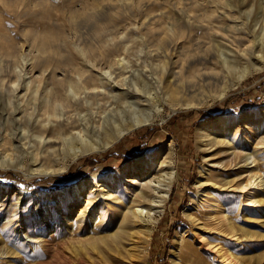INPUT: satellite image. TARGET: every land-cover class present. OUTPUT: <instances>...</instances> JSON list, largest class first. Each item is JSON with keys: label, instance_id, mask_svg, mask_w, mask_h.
<instances>
[{"label": "rangeland", "instance_id": "obj_1", "mask_svg": "<svg viewBox=\"0 0 264 264\" xmlns=\"http://www.w3.org/2000/svg\"><path fill=\"white\" fill-rule=\"evenodd\" d=\"M212 8L201 0H0V106L1 100L12 98L14 87L20 86L26 77L39 84L40 93L51 77L55 90L62 92L61 85L84 65L79 50H87L86 56L101 60V54L120 44L118 38L124 32L130 34L129 42L135 51L167 45L174 49L176 57L186 58V54H191L201 58V30H208L201 26V18ZM172 31L181 36L178 43L175 38L168 40L166 34ZM252 40L251 34L243 40V45H249ZM254 63L253 73H256L236 86L230 82L244 69L243 64L229 75L230 79L218 86L205 87L207 97L202 106L177 111L167 107L163 123L142 126L105 151L72 161L65 173L31 175L27 173L29 161L21 169L12 161L4 162L0 155V264H132L119 252H109L105 247H102L103 255L71 248L81 238L103 237L106 227L102 219L100 230L85 233L86 236L83 231L66 240H52L51 233L59 237L72 220L77 219L78 226L81 224L85 230L93 215V210L83 212L84 201L77 203L70 200L69 194L60 192L95 173L110 175L169 141L173 142L175 151L176 180L154 230L148 255L141 264L179 262L180 244L176 238L181 230H190L186 237H191L192 222L188 214L196 211L191 209L201 190L199 180L208 157L235 165L223 171L221 178L236 179V185L218 191L226 207L225 215L238 232L230 242H224V247L242 264H264V186L248 181L251 173L247 170L251 168H243L244 156L252 153L258 162L253 173L264 179V48ZM228 82L230 88L222 96L221 89ZM221 117L234 120L230 139L237 148L218 145L208 153L198 143L197 128ZM2 145L4 142L0 140V154L1 147H5ZM8 173L12 176H7ZM245 185L246 193L255 190L256 199L263 201H248V196L240 190ZM118 204L99 202L108 216L116 212ZM211 216L214 214L207 217ZM50 225L53 232H47ZM210 240L213 244L220 241L214 236ZM214 256L201 254L199 263L222 264Z\"/></svg>", "mask_w": 264, "mask_h": 264}, {"label": "bare ground", "instance_id": "obj_2", "mask_svg": "<svg viewBox=\"0 0 264 264\" xmlns=\"http://www.w3.org/2000/svg\"><path fill=\"white\" fill-rule=\"evenodd\" d=\"M201 3L213 7L201 18V26L208 29L201 30V58L191 54H186V58L176 57L174 49L167 45L135 51L129 42L130 34L124 32L118 38L120 44L101 54V60L86 56L87 50H79L84 56V65L61 85L62 92L55 90L51 77L45 81L43 93L38 91L39 84L32 78L23 79L20 86L14 87L12 98L1 100L3 161H12L21 169L29 161L27 173L31 175L65 173L72 161L105 151L142 126L163 123L167 107L177 111L205 103V87L223 83L239 64L245 65L244 69L230 83L236 86L243 82L253 73L254 61L261 57L264 48V0H201ZM251 34L254 40L244 46L243 40ZM166 35L169 41L175 38L178 43L181 39L175 31ZM109 40L114 41V37ZM229 88L228 82L221 89V95ZM233 124L234 120L229 117L200 124L197 128L200 147L208 153L218 145L236 149L230 139ZM253 130L258 133L257 129ZM174 155L173 142L169 141L110 175L95 173L64 188L60 193L69 194L70 200L77 203L84 201L83 212L93 210V215L85 230L81 224L78 226L76 219L68 223L59 237L51 233L50 238L66 240L83 231L86 236L85 233L98 230L103 224L106 227L103 237L81 238L71 248L103 255L102 247H105L109 252H119L132 264H141L148 255L154 230L176 180ZM244 157L243 168H251L247 170L251 173L248 181L264 186V179L253 173L257 159L252 153ZM234 166L213 157L206 158L199 180L201 190L191 209L196 211L188 214L192 222L191 237H186L190 230H181L176 238L180 244L177 264H201L199 260L204 253L214 254L212 258L216 257L222 264H242L223 245L238 232L234 222L225 215L226 207L218 194L225 186L230 189L236 185V179L221 178L223 171ZM245 187L240 190L248 196V201H263L256 199L255 190L246 193ZM101 200L110 206L119 203L116 212L108 216L99 206ZM208 214L214 216L207 217ZM101 219L104 222L100 225ZM53 231L50 225L47 232ZM211 236L220 241L213 244Z\"/></svg>", "mask_w": 264, "mask_h": 264}, {"label": "trees", "instance_id": "obj_3", "mask_svg": "<svg viewBox=\"0 0 264 264\" xmlns=\"http://www.w3.org/2000/svg\"><path fill=\"white\" fill-rule=\"evenodd\" d=\"M106 156H107V155H106ZM106 156H105V157H106ZM7 176H12V173H8Z\"/></svg>", "mask_w": 264, "mask_h": 264}]
</instances>
